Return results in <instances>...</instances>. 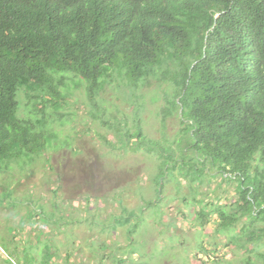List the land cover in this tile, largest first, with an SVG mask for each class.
<instances>
[{"label": "trees", "instance_id": "obj_1", "mask_svg": "<svg viewBox=\"0 0 264 264\" xmlns=\"http://www.w3.org/2000/svg\"><path fill=\"white\" fill-rule=\"evenodd\" d=\"M152 82L160 90L153 103L164 102L162 133L169 119L180 124L174 138L143 135L139 113L146 94L139 92ZM113 83L129 97L132 134L127 115L97 100ZM83 88L88 118L112 133L80 136L105 145L108 155L142 150L158 156L160 194L166 176L171 183L178 181L176 173L188 181L185 175L199 164L223 182L237 179L230 213L216 212L222 228H236L242 240L236 246L245 252L240 264H264V0H0V167L47 156L58 140L56 126L73 124L80 109L75 93ZM69 107L73 111L66 112ZM3 195L0 200L11 197ZM117 197L123 213L116 231H125L120 237L127 244L139 227L138 214L126 208L121 193ZM92 198L85 200L87 212ZM69 206L63 209L77 210ZM35 209L30 214L38 220L50 217L46 208ZM207 216L197 217L204 228ZM95 217L87 223L96 224ZM17 259L47 264L50 253L24 252Z\"/></svg>", "mask_w": 264, "mask_h": 264}, {"label": "rangeland", "instance_id": "obj_2", "mask_svg": "<svg viewBox=\"0 0 264 264\" xmlns=\"http://www.w3.org/2000/svg\"><path fill=\"white\" fill-rule=\"evenodd\" d=\"M158 88L152 82L139 92L146 94L145 110L139 113L143 135L156 141L165 135L174 138L180 129L178 120L169 119L162 133L164 102L152 101L160 91ZM100 98L110 102L108 107H117L119 116H128L130 134L134 133L133 109L127 106L129 97H124L121 88L110 84L97 100ZM75 100L80 103V109L72 116L73 124L56 126L54 133L58 140L51 143L47 156L36 157L33 162L25 158L12 163L9 169L0 167V195L11 196L0 200V264H19L17 257L21 258L24 252L33 256L39 251L41 256L43 250L50 253L47 264H120V261L122 264H215L217 260L224 261L222 264H240L245 260H239L245 252L236 248L242 241L234 234L236 228L223 229L216 212L221 207L224 213H230L237 179L227 178L223 182L209 167L199 164L195 171L185 175L188 181L176 173L179 179L171 183V177L166 176L160 183L164 184L160 194L156 175L161 177L163 173H158V156L142 150L138 153L121 150L108 155L105 145L98 146L92 139L80 136V132L106 133L109 137L112 132L88 118L82 108L86 103L84 88L75 93ZM69 111L73 109H66ZM72 132L78 134L77 139ZM65 140L70 144L61 147ZM58 188L62 195L60 202L55 198ZM120 193L126 208L138 214L135 223L139 227L129 236L127 244L126 236L120 237L125 231L121 232V228L116 231L123 213L121 199L117 197ZM91 197L93 207L87 212L85 200ZM148 201L153 205L144 207ZM57 203L60 209L55 208ZM71 203L77 206L76 211L70 210ZM35 207L46 208L50 213V217L44 218L49 227L30 214L31 210L37 211ZM201 213L210 218L205 228L197 220ZM94 216H97L96 224H88V219ZM233 235L237 236L236 241H232ZM15 247L19 248L17 256L12 254ZM249 263L263 264V261Z\"/></svg>", "mask_w": 264, "mask_h": 264}]
</instances>
